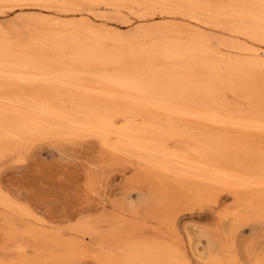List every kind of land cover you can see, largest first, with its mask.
<instances>
[{"label": "bare ground", "instance_id": "1", "mask_svg": "<svg viewBox=\"0 0 264 264\" xmlns=\"http://www.w3.org/2000/svg\"><path fill=\"white\" fill-rule=\"evenodd\" d=\"M89 140L75 221L0 181V264H264L178 231L205 208L264 223V0H0V167Z\"/></svg>", "mask_w": 264, "mask_h": 264}, {"label": "rangeland", "instance_id": "2", "mask_svg": "<svg viewBox=\"0 0 264 264\" xmlns=\"http://www.w3.org/2000/svg\"><path fill=\"white\" fill-rule=\"evenodd\" d=\"M70 150L61 154L47 142L39 144L29 152L25 160L9 162L0 167L2 186L15 198L29 204L33 210L35 208L36 214L40 213L49 222L68 223L69 214L76 212V209L88 208L89 202L92 205L99 198L98 194L88 195L84 185L85 172L89 168L87 162L91 165L99 150L96 142L89 140ZM63 216L65 218L61 219ZM75 219L72 218L71 222ZM226 225L219 222L210 209L205 208L180 213L178 231L191 254L193 245L197 246V252L202 251L206 244L204 233L211 231L226 236L239 247L253 246L252 251L255 252L260 250L258 247L264 246V223L239 224L232 233Z\"/></svg>", "mask_w": 264, "mask_h": 264}]
</instances>
